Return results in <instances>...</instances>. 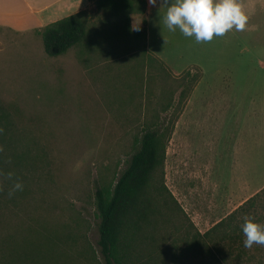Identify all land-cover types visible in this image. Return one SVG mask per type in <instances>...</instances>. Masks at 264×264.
Segmentation results:
<instances>
[{
    "label": "rangeland",
    "instance_id": "rangeland-1",
    "mask_svg": "<svg viewBox=\"0 0 264 264\" xmlns=\"http://www.w3.org/2000/svg\"><path fill=\"white\" fill-rule=\"evenodd\" d=\"M127 1L134 6L128 13L122 10ZM142 2L94 0L85 39L58 56L46 53L38 28L0 25V99L12 104L25 164L16 174L23 190L0 203L1 255L27 249L37 251L30 256L38 264H105L98 246L96 183L118 177L135 136L152 120L169 124L181 115L195 75L217 76L221 59L264 58V27L252 28L250 20L237 34L228 30L201 42L165 26L151 35L150 50L140 32ZM201 98L188 115L184 110L169 141L165 179L205 231L235 205L209 186L206 139L217 116L207 114ZM176 223L178 231L156 230L160 244L184 236L188 222ZM140 244V264H161L148 257V242Z\"/></svg>",
    "mask_w": 264,
    "mask_h": 264
},
{
    "label": "trees",
    "instance_id": "trees-1",
    "mask_svg": "<svg viewBox=\"0 0 264 264\" xmlns=\"http://www.w3.org/2000/svg\"><path fill=\"white\" fill-rule=\"evenodd\" d=\"M142 1L145 15L147 0ZM132 5L133 2L127 1L122 10L131 12L134 10ZM147 22L145 16L140 30L146 43ZM38 32L47 54H64L85 39L88 33L86 14L83 11L65 15L38 28ZM190 87L185 90L180 113L184 110ZM11 106L0 99V171L14 170L17 174L25 164L24 153L19 152L21 132L16 129ZM179 117L169 124L160 119L152 120L135 136L133 151L118 177L112 182L96 183L98 246L105 264H140V256H143L141 241L149 244L148 257L157 258L161 264L169 261L177 264L191 255L196 259L190 264H264V245L254 243L245 248L240 229L245 216L264 223V187L201 231L167 185V147ZM8 187V179L0 175V203L13 196L8 195ZM176 222H188L184 236L174 237L170 243L163 239L160 244L154 235L156 230L178 231ZM30 254L36 255L37 251ZM30 254L27 249L15 253L8 251L0 254V264H38Z\"/></svg>",
    "mask_w": 264,
    "mask_h": 264
},
{
    "label": "crops",
    "instance_id": "crops-1",
    "mask_svg": "<svg viewBox=\"0 0 264 264\" xmlns=\"http://www.w3.org/2000/svg\"><path fill=\"white\" fill-rule=\"evenodd\" d=\"M93 1L0 0V25L17 29L41 28L71 13L84 11L87 14ZM240 3L251 21L250 27H264V0H240ZM165 9L162 0L157 5H150L147 0L145 16L150 50L151 35L166 26L160 20ZM229 31L239 32L234 27ZM231 49H236L234 44L230 45ZM219 63L223 70L217 76L199 75L191 80L184 110L187 115L194 110L200 95L207 114H216L206 139L212 162V165L206 164L212 178L209 186L216 195L225 192L231 196L236 208L264 187V58H229ZM184 110L171 138L179 131ZM214 171L227 174L214 177Z\"/></svg>",
    "mask_w": 264,
    "mask_h": 264
},
{
    "label": "clouds",
    "instance_id": "clouds-1",
    "mask_svg": "<svg viewBox=\"0 0 264 264\" xmlns=\"http://www.w3.org/2000/svg\"><path fill=\"white\" fill-rule=\"evenodd\" d=\"M160 0H148L150 5H157ZM166 4L160 16L168 30L179 31L186 37H193L196 42L209 41L213 36H221L232 29L243 30L248 16L240 0H162ZM160 9V7H159ZM0 175L9 181L8 195L23 190V182L14 170L0 171ZM243 233V245H264V223L245 216L240 224Z\"/></svg>",
    "mask_w": 264,
    "mask_h": 264
}]
</instances>
